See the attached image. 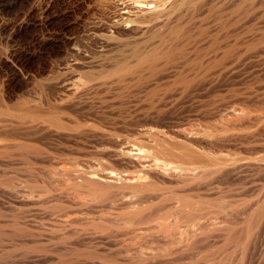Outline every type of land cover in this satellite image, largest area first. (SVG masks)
Returning a JSON list of instances; mask_svg holds the SVG:
<instances>
[{"label": "rangeland", "instance_id": "374dc122", "mask_svg": "<svg viewBox=\"0 0 264 264\" xmlns=\"http://www.w3.org/2000/svg\"><path fill=\"white\" fill-rule=\"evenodd\" d=\"M115 9L117 10V0H0V84L2 86L4 85L3 89L5 88L4 99L7 105H5L7 108L5 109L9 115H7V117L15 119L18 115L23 116V114H25L24 116H28V111H24L26 113L19 112L22 109L26 110L28 107H30L29 111L31 113H34V111L37 113V110H46L44 112H50L47 110L61 112L59 109L64 107V109H62L63 114H69V111L71 112L70 108H72V115L77 114L78 116H75L81 117L78 120V118L74 116L79 123L81 120L82 123L83 121L85 122L88 118L85 123H89L90 125L94 123L98 131H103V133H105L101 136L96 133V137L90 134L81 137L76 135V138H74V136L70 139L67 137L66 139L63 136L54 138L55 140L52 138L49 139L52 140L48 143H51L50 145L46 143L49 140H43L45 142H43L42 147H40L41 145L39 147L45 150L44 154L38 155V157H36L37 155H29L27 158L18 156V160L7 161L5 168L3 167V172L6 174V177H13V179L17 180V185L20 187V190L22 189L21 191L23 194L21 193V195H25V193L28 192L27 190H29L26 194L28 195L31 190V194L34 198L40 196L41 199L35 204H31V202L28 201L15 202V212L18 208L19 211L17 212L22 217L21 219L27 221L28 225L25 229H22L19 234L20 236H15L16 239H14V241H17H15L16 244H12L14 241L11 242L13 240L11 230L9 228H4L2 232L6 234L0 235V240L3 239V242L2 240L0 241V264H264V68L261 69L264 66L262 62H260L262 58L258 59V56H254L251 57L254 59L250 61L249 58L248 61L246 60L247 63L244 61V65H240L236 68L235 72H232L221 82L196 88V93L193 92L194 95L185 96V98H179L180 95L175 94L174 91L178 85H175V87L174 85L171 86L172 82L167 83L161 81L162 84L160 83V85L158 82L159 86L157 83H155L156 86H154V83L151 85L147 83L146 81H148L150 77H148V72L145 70L147 67L145 66H138L143 69L139 68L141 71H135L136 73L140 72L143 74L144 77L138 73V77L144 81L141 79L139 80L140 82L137 81L139 78L134 76L135 73L133 70L135 69L133 68L131 69L132 74H129L131 75L129 77L132 78V81L136 80L138 83L136 81L132 82L130 78H128V75L125 77L126 75L123 73L121 74L124 75L122 80L120 79L121 77H117V79L119 78L118 80L122 82L116 80V76L120 75L119 71H117L118 73L113 72L116 74L115 76L109 73L115 70V61H113L112 64H105V67L103 66L104 68L95 67V69H93V72L96 74L94 76H100L99 79L101 78V81L106 78L105 76H108L107 73L112 77L109 75L110 78H107L110 80L107 78L104 80L111 81L112 83L113 77H115V83L113 80L114 85L112 84L113 86L111 85L110 87L108 84L102 88L101 83L103 82L100 80L98 81L92 76L93 72L91 68L95 65L91 63L92 65H88L87 67L86 65L89 62L87 60L90 58L94 60L93 58L97 56V51L103 39H107V41L111 40L113 44L116 40L126 35L115 30L113 31V34L116 33L115 35L112 33V35H107L108 33H106V31L99 29V37L97 36L95 39L91 37L89 33L94 24L100 21L106 24L111 15L115 13ZM228 14V16H230V13ZM228 16L224 18L225 21L223 20L224 23L226 20L227 22L228 20L230 21L228 22L230 24L227 23L228 26H225L227 24L221 22L215 24V22H217L216 20H214L215 22L211 21L213 25H217V28L220 24H224L225 30L222 26L219 27L220 29L218 28L217 31L216 27L209 23L212 29L208 28L207 33L209 32L212 34L215 32L213 34H215L216 37H221V39L217 37L220 41L222 40V43H218V47L219 45L224 46L226 43H235L238 46L240 44L245 45V47L240 45V48L236 46L237 50L243 48L246 50V45L249 40L253 39L254 36H256L254 37L256 39L258 35H264V32H262L264 31V27H261L263 29L259 28V22L264 19H257L256 21L258 22H256L255 19L243 21V23L240 21L241 23H239V25L238 22H233L236 19H230L231 16L228 19ZM246 23L250 26L253 24V26L247 27L248 25ZM257 23L258 26H256ZM242 25H244V29L241 28L243 27ZM228 27H230V29ZM231 28L235 31L238 30L240 33H238L239 36L235 34V31L231 30ZM240 28L244 32L240 30ZM249 28H251L250 30L252 31H250ZM257 28L261 30L259 31ZM198 30V33H196L195 29L193 35L195 34L198 36L200 35L199 33L203 31L201 29ZM212 30L214 31L212 32ZM223 30L225 32H223ZM245 30L250 31V34H246L248 37H246V35L244 37V34L247 33ZM186 32L187 31L184 33ZM221 32L223 34H221ZM241 32L244 34L241 35ZM189 33L190 32H188V34ZM252 33L253 35L255 34L253 37H251ZM224 34L226 36H224ZM106 35L111 38L105 37ZM227 35H230V37L232 36L235 40L231 37L232 41H230ZM223 36L225 40L227 38V42L223 41ZM112 37L117 38L113 41ZM244 38H249V40L247 39L248 41L246 44L245 42L240 43ZM239 39L241 40L239 41ZM250 42H248V44ZM180 43L185 45H183V47L184 49L186 48L185 50L189 53H185L187 58L183 54L181 56L182 58L179 55L177 59L179 60L180 58L181 61L184 60L182 62V64L185 63L184 67L186 64L194 67L197 60L195 57L196 51L193 50V46V48L190 46L193 45V42L191 41L189 43L188 40L187 42ZM187 45L188 47H186ZM209 46L210 44L206 43L202 45L203 49L202 47L200 49L205 51V49H209ZM217 46L215 47L218 49ZM181 47L182 45L180 44V48ZM74 48H81L82 50H80L82 53L84 52L85 55L88 54L90 58L88 56L83 57L84 54L80 56L81 58L79 55L76 56L77 54L74 53L76 49ZM223 48L224 47H222V49ZM82 57L86 59L88 57V59L85 60ZM75 58L77 60L81 59L82 61H77ZM97 58L98 57H96V60ZM115 58L118 57L115 56ZM91 59L90 61H92ZM128 60L131 62V67L132 65L133 67H135V65L137 67V64H132L137 62L134 61V58ZM185 60H187V62ZM75 61H77L78 64ZM81 62H85V65ZM88 64H90V62ZM110 65L113 69L110 68ZM106 66L109 67L106 68ZM98 68H101V71H99ZM64 69H71L70 71L76 70V72L74 71L75 73L72 71L76 77L83 78L85 75L83 78L85 83H79L81 86L82 84L87 86V83H89L88 81L92 79H95L94 81L98 84L92 82V80L90 81V85L92 83H95L94 85L100 84L98 87L100 88L101 86L102 89H98L96 86L98 91L101 90L98 92V95L97 92H95L96 89H94L93 92L96 93L97 99L98 96H102L99 98L104 99L105 101H103L105 103H102L101 100L99 103V100L95 97V93L90 91L95 88L94 85H89V88L87 86V91V88L84 87L85 85L80 89L81 86L77 84V87L80 86L79 89L81 92L77 91L78 93L75 94L77 97H74V99L79 102L84 101V107L88 105L86 102L98 106L95 107L91 105L95 108L93 110H98L99 112H93L92 107L88 105L87 109L90 112L86 111L87 113H84L87 109L81 107L82 103H79L80 109L78 105L75 104L76 100L73 98L74 101H67L68 103H66V105L63 104L64 102L62 103V101L59 103L60 96L58 95L63 92L67 93V87H60V85H58L62 82L61 80L66 78V76L63 75ZM103 69H106V74L104 75L103 73H105V71H103ZM87 70H91L92 74ZM98 71L100 73H98ZM77 72L80 73V75ZM81 73L83 76H81ZM145 74L148 76L145 77ZM56 75H59L58 78H61V80L58 79V83L57 80L55 81L57 78ZM89 75V79L86 80L85 77ZM102 75L103 77H101ZM62 76L64 77L62 78ZM123 79H125L127 83H125ZM54 82L57 85H55ZM143 82H145V84ZM149 82L153 81L149 79ZM38 83H47V87L46 85H41V88L40 85H36ZM116 83L118 84L116 85ZM51 86L53 87L51 88L53 91L49 88ZM107 86L109 90H106ZM82 89H86L84 91L89 93H84ZM39 92H43L41 95L45 96H41L40 98ZM54 94L56 96H54ZM78 95L82 98H78ZM47 97L49 98L46 99ZM53 97L54 99H52ZM87 98L90 99L92 103H90ZM46 101L52 102H48V104ZM53 101L57 103L54 104ZM95 102H98V105ZM52 104L56 106V110L55 106ZM67 104L70 106L68 105L69 107H67L68 109H66V111L65 106H67ZM75 105H77V108ZM38 106H44L46 109H43V107L37 109ZM72 106H75V109H73ZM83 108L84 112L82 111ZM89 108H91V110ZM96 108L98 109L96 110ZM232 108L243 110L248 116L251 114L254 122H245L240 126L229 125L230 122L228 120L230 119V121H232L234 117L226 114V110L228 111ZM32 110L34 111L32 112ZM75 110L77 113H75ZM80 110L84 114L89 113L91 119H89L88 115H83L85 117L81 116L82 113L81 115L79 114L81 112ZM36 113L34 114L36 115ZM95 114L98 118H95L97 117ZM256 115H259L260 119L263 121L259 118L256 119ZM93 116L94 119L97 120H93ZM226 116H228V120L225 118ZM259 122H261V124H259ZM85 125H83V127ZM250 130L255 133L248 137L246 133L247 131L250 133ZM179 131H185L194 136L188 141L190 143L189 147H193V145L197 143L193 148L202 155V159H183L180 156H172L171 154L164 155L163 153V155L160 153L156 155L151 145H154V147L156 145L157 147V144L161 142L163 148H167L172 144L174 145V143H172L173 140L181 141L183 139ZM225 132L229 134L238 132L237 134L240 133L241 136L234 137L233 139L229 138V142L226 140L224 141L225 143L221 142L222 144H219L218 141L217 143L213 141L215 140L213 137H211L212 140L209 141L210 135L215 134L217 137L218 133V135H221L223 133L226 134ZM242 133H244V135ZM206 135H208L207 138L209 139L205 137ZM215 135L212 136L215 137ZM19 138L17 140L19 143L22 142L26 145L29 143L31 145L35 144L34 141L33 144V142L27 141V139ZM157 139L160 142H158ZM206 140L209 141L208 143L212 144L209 145ZM116 141L120 144L119 147L114 145ZM184 142H186V140ZM37 143V145L41 144V142ZM123 146L141 147L147 149L148 152L150 151L152 155L154 153L155 155L153 156L160 158L161 161L169 160L181 166L201 167V169L210 168L213 166V163H217L221 160L218 156H223L229 160H227V163L230 162L229 165L227 164L229 167L234 164V169L230 167L232 170L226 171L225 175L224 172H220V175L217 173L218 175L214 174L215 176L212 175L209 178H205L206 181L202 179V183H198L194 189L190 187L189 191L186 190L184 193L185 198L190 201V203H193V209H186L182 212L176 211L165 206L166 204H161L159 200L150 197L151 202L147 200V202L143 203L147 204L145 206H148L147 210L145 209V221L144 219H140L141 222L139 221V223H137L139 219H137L136 222H134L135 219H133L134 221L131 222V218L126 221L125 219L129 216L127 212L130 208L124 206V204H120L121 200L114 202V200H105L104 198L95 199L96 197L91 195L90 197L87 195L88 198L85 195L86 193L81 197L80 193L76 191V187L73 186V180L67 177L68 171L75 170L74 173H78L85 168L89 169L92 163L99 162L105 165V168L109 171L112 169L122 174L134 173L137 171V168L130 163V160H127L129 158L110 154L111 150L115 149V147L122 148ZM176 150L178 151L179 149L176 148ZM214 158L218 159L216 162L212 161L211 163L210 159L213 160ZM257 158H260V162ZM232 159L236 161L234 160L232 163ZM243 159L249 162L251 161V165L247 161L248 164L244 162V166L242 162ZM237 160L238 163H240L239 167L242 165L244 167L239 168L237 166L238 164H235ZM255 160L256 164L254 162ZM87 166L89 167L87 168ZM63 173H66V177H64L65 175ZM198 181H201V179ZM160 185L161 189L165 192L180 193L177 189L178 187L174 186V184L168 185V183H161ZM42 187L45 188V190H43ZM206 187H212L213 190L210 188L207 189ZM204 189L209 191L208 194H206L207 190ZM4 197L5 196H1L0 209L5 210L4 214L6 213V215L11 214L10 212H12V210L7 207L8 203H10V199L9 197H5V201L3 200ZM74 200H76L77 203H74ZM81 201L84 203L86 201V205L82 206L81 203L83 204V202ZM2 202H4V204ZM78 202H80V205ZM5 205L6 208H4ZM148 211L151 212V214L153 213V216ZM12 213H14V210ZM111 216H113L112 219ZM68 218L69 223L66 224V222H63V220ZM161 224H164V226ZM159 225L164 228L159 227ZM201 225L205 227L202 229ZM5 229L8 230L6 231ZM194 230L196 232L195 235ZM171 234H173V236H171ZM187 238L188 240H186Z\"/></svg>", "mask_w": 264, "mask_h": 264}, {"label": "bare ground", "instance_id": "6f19581e", "mask_svg": "<svg viewBox=\"0 0 264 264\" xmlns=\"http://www.w3.org/2000/svg\"><path fill=\"white\" fill-rule=\"evenodd\" d=\"M228 13H230L231 17L228 16L229 15ZM226 16H228L227 17L228 19H229V17H230V19L231 18H233L234 20L236 19L233 22H235V23L238 22V24L241 22L243 23V21H250L252 19H255V21L257 19H264V0H117V10L115 11V13H113V15H111V17L109 16L110 17L108 20L109 22L107 21L106 24H104L100 21V22L94 24L93 27L90 29L91 32L89 33V35L96 39L97 36L99 37L98 31L100 29V30L106 31V33H108L107 35H112L113 31L115 30V31H118L122 34L124 33V35H126V36L123 38L118 37L119 39L116 40L113 44H112L111 40L107 41V39H103L102 43H100L101 45L99 46V50L97 51V56H96V57H98L97 60H96V57L93 58L94 55L92 57L94 60H92L88 54L85 55L84 52L82 53L81 48H79V49L74 48V49H76V51H74V53L77 54V55L75 54L76 56L79 55V57L82 56V54H84L83 57L88 56L92 60V61H90V59L87 60L88 57H87V59L82 57L83 59L90 62V64H88L89 62L87 63V61H86L87 67H88V65L89 66L92 64L95 65L94 67L91 66L92 72H93V69H95V67H101L102 68L103 66L105 67V64L106 65L110 64V63L112 64V62L115 61V65H114L115 70H112L109 73H112V76H113V74H114L113 72L118 73L117 71H119L120 75L117 74L118 76H116V78L113 77V80H114V78L116 80H118L119 78L117 79V77H121L120 79L122 80V78H124L123 77L124 75H126L125 77H127V75H128V78H130L129 76H131V75H129V74H132V70H131L132 68L135 69V70H133V72L135 73V74L133 73L134 76L138 77L139 74H141L143 76L142 73L138 72L139 73L138 74L135 71L143 69L140 67L145 66V67H147V69H145V70H147L148 75H149L148 76L145 74V77L146 76L150 77V78H148V81H146L147 83H150V85L152 83H154V84L157 83V85H158V82H159V85H160L161 81H164L167 83L172 82L171 86L174 85V87H175V85H178V87L176 86V88H175V91H174L175 94L176 95L179 94L180 95V96L178 95L179 98L180 97L185 98V96L194 95L193 92L196 93V90H195L196 88H199V87L201 88L202 86H209V85H213V84H217V83L221 82L224 78L228 77V75H230L232 72H235L236 68H238L240 65H242V64L244 65L245 63H247L246 60L248 61L249 58H250L249 61L251 59H254L251 57H254V56L257 57L258 56V59L262 58V61H260V62H262L263 66H264V35L263 34L260 33L261 36L258 35V37L256 39L254 38V37H256V36H254L255 34L253 35V33H252V35H251V37L254 36L253 39H251V37L249 35L250 39L253 41L249 40V38H247L249 41L246 38H244L246 40L243 39V41L241 39H239V41L241 40L240 43L245 42V44H246L247 41L248 42L251 41V42L249 44L247 42V45H246L247 49L246 50H244L245 48H243V47H245V45H243V44H240L243 46L242 47L243 49L237 50V48L240 45L238 46L235 43H234L235 45L233 43L232 44L226 43L224 45V43H225L224 42L223 43L224 46L221 45L222 47H224L223 49L220 45L218 47L217 46L218 43H222L221 42L222 40L220 41L221 37L217 36L220 39L217 38L216 35L213 34V33H215V32H213L214 30H212V32H213L212 34H210L209 32L207 33L208 28H210L209 23L213 25V22L211 23V21L216 20L217 22L214 21L215 24L218 22L224 23L223 20L225 21L224 18ZM228 22H230V21L228 20ZM228 22L226 20V22L224 24H227ZM256 22H258V21H256ZM259 23H260L259 28H261L262 26L264 27V20L260 21ZM224 24H222V25L220 24L219 27H222ZM228 24H230V23H228ZM228 24L225 26H228ZM246 24L248 25L247 27L253 26V24H251V26L248 23H246ZM237 25H236V27H237ZM204 26H206V27H204ZM213 26L216 27L217 25H213ZM242 26L243 27H241V28L244 29V25H242ZM256 26H258V23ZM215 27H214V29H215ZM218 28L216 27L217 31H218ZM224 28L225 27L223 26V29ZM228 28L230 29V27H228ZM233 28L235 29L234 26H233ZM233 28H231V30H233ZM241 28H240V30H242ZM195 29H196V33H198V31H200L198 29H201L204 32L201 31V33H199L200 35H198V36L195 34L193 35ZM210 29H212V28H210ZM237 29H238V27H237ZM250 29L251 28H249V30ZM261 29H263V28H261ZM224 30H223V32H225ZM238 30H236V31H238ZM185 31H187V32L184 33ZM221 31H222V29H221ZM233 31H235V30H233ZM236 31H235V34H237L239 36V34H240L239 31L238 32H236ZM250 31H252V30H250ZM250 31H246L247 33H245V34L241 32V35L244 34V37H245V35L248 34ZM188 32H190V33L188 34ZM202 32H203L204 36H203ZM262 32H264V31H262ZM205 33H207V34H205ZM115 34H113V35H115ZM186 34H187V36H186ZM221 34H223V33L221 32ZM225 34H224V36H226ZM257 34H258V32H257ZM107 35L105 37H107ZM117 35H118V33H117ZM241 35H240V38H241ZM109 37L110 36H108L107 38H109ZM228 37L230 38L229 40L232 41L231 40L232 36L230 37V35H229ZM246 37H248V35H246ZM115 38H117V37H115ZM115 38H113V41ZM222 39H223V41L227 42V38H226V40H225V37ZM188 40H189V43L191 41L193 42V45H190V44L189 45L191 46V48L194 47L193 50L196 51L195 52L196 54L194 52H192L196 55L195 57L197 60V63H196V65H194V67L190 66L189 64H186V66L184 67L185 63L182 64V62L184 60L182 59L183 61H181L180 58H179V60L177 59V57L179 55L181 57L183 54L185 56L187 53H189L188 51L185 50L186 48L184 49V47H183L184 44L180 43V42H185V41L187 42ZM233 40H235V38H233ZM110 41H111V43H110ZM236 41H237V39H236ZM239 41H238V43H239ZM202 43L203 44H206V43L210 44L209 49H207V50L205 49V51L202 50L203 49ZM180 44L182 45L181 48H180ZM248 45H249V48H248ZM215 46H217L218 49ZM236 46H237V48H236ZM186 47H188V45ZM201 47H202V49H200ZM130 51H132V52H130ZM107 52H110V53H107ZM188 55H190V54H188ZM115 56L118 58H115ZM133 58L135 59L134 60L135 62L137 61L136 63H132V64H137V67L135 65L137 70L135 67H133V65L131 67V62H130V60H128V59H133ZM75 60H77V59L75 58ZM77 61H82V60L80 59ZM77 61H75V62L77 63ZM128 61H129V63H128ZM131 61H133V60H131ZM185 61L187 62V60H185ZM244 61H245V63H244ZM189 62H191V61H189ZM81 63H83L85 65V62H81ZM138 66H140V67H138ZM259 66H261V65H259ZM107 67H109V66H106V68ZM110 68H111V65H110ZM263 68L264 67H262L261 69H263ZM71 69H66V70L64 69L65 71L63 72V75L66 76V78L64 80H61L60 77L58 78V76L61 73L58 76L56 75L57 76L56 79L54 78L55 81L57 80V83H58V79H60L62 81L61 83L58 84V85H60V87H67L66 88L67 93H65V92L60 93V95H58V96H60L59 97L60 100L57 98L59 100V103H60V101H62V103L64 102L63 104H65V105H66V103H68L67 101L72 100V102H73L74 100H76V99H74V97H77V95H75V94L78 93L77 91L81 92L80 89L85 85V84H82V86H81V84H79V83H85V81L83 80L85 75L83 76V74L81 73L82 74L81 76H83V78L78 77V76L76 77L72 73V71L76 72V70L70 71ZM100 69L98 68L99 71H101ZM111 69H113V67ZM111 69H109V70H111ZM91 70H87V71H90V73H91ZM105 70L103 69V71H105ZM99 71H98V73H100ZM103 71H102V73H103ZM85 72H83V73L86 74L87 72L86 73ZM147 72H144V73H147ZM263 72H264V70H263ZM109 73H107L108 76H105L106 78L107 77L110 78L111 75ZM122 73L124 75H121ZM78 74L80 75V73H78ZM104 74H106V71H105V73H103V75ZM94 75H96L95 72H93L92 76H94ZM103 75L101 77H103ZM115 75L116 74H114V76ZM63 77L64 76H62V78ZM89 77H90V75L88 77H85L86 80L89 79ZM97 77H95V78L99 81L101 78L99 79L100 76L98 78ZM106 78H104V79H106ZM104 79L102 81L100 80L101 82H103V83H101L102 88H103V86H106L108 84L111 87V85L113 84V80L111 79L112 80V83H111V81H108L110 79H108V80H104ZM125 79H123V80L125 81ZM131 79L132 78H130V80ZM140 79L141 78H139L137 81H139ZM149 79H150V81H153V82H149ZM92 80H90V81H92ZM94 80L92 82H95ZM121 80H118V81L122 82ZM141 80L144 81L143 79H141ZM146 80H147V78H146ZM52 81H54V80H52ZM90 81H88L89 83L86 82L88 84L87 85L88 88H89V85L91 83ZM134 81H136V80H134ZM134 81H132V82H134ZM108 82H110V83H108ZM114 83H115V80H114ZM125 83H127V82L125 81ZM143 83L145 84V82H143ZM46 84H43V83L39 84L38 83L36 85H40V87L42 88L41 85H46ZM77 84H79L81 87L80 86L77 87ZM94 84L92 83L91 85H94ZM96 84H98V83H96ZM117 84L118 83H116V85ZM55 85H57V84L55 83ZM99 85H94L95 88H93V90H90V91L93 92L94 89H96V86L98 89H102L101 86H100V88L98 87ZM150 85H149V87H150ZM3 86L0 84V199H1V196H5L7 198L9 197V199L11 201L9 200L10 203L7 202L8 205L7 204L6 205L10 210H12V212L14 210V213L10 212L11 214H7L8 215L7 216L6 213L4 214L5 210L0 209V235L2 236V234H3L2 231L4 230V228H9L11 230V233H12L11 236L13 239V240L11 239L12 240L11 242H13L14 239H16L15 236H18L21 233L22 229H25L26 226L28 225L27 221H25V220L23 221V219H21L22 217L17 212V211H19L18 208H17V211L15 212V210H16L15 202H19V201H26L27 202L28 201V202H31V204L32 203L35 204L36 202L40 201L41 198H40V196L38 198H36V197L34 198V196L31 194V192H32L31 190H30V193L28 195H26V194L29 192V190H27L28 192H26V193L24 191L25 195H21L22 189L20 190V187L17 185V182H16L17 180L13 179V177L12 178L6 177V174L3 172V167L5 168L7 161L8 160H12V161L16 160L18 156L27 158V156H29V155L30 156L31 155H37L36 157H38V155L44 154L45 150L44 149L42 150L40 147H42L43 142L48 141L49 139H52V138L54 139V138L63 136L65 138L67 137L68 139H70L71 137H74V136H75L74 138H76V135H79L81 137V136L90 135V134H92V136L96 137L97 134H100V136H101V135H104L105 133H103V131H98L97 130L98 128H97V126H94V123H91V125L89 123H85L86 120L88 119L87 117H86L87 119L84 118V119H86L85 122L83 121V123H85L87 126L81 122L82 120L80 121V123H82V124H80L78 120L81 117L80 118L77 117L78 116L77 114H75L77 116H75L74 114L72 115V113H71V112H73L72 108H70L71 112L69 111V114L68 113L63 114V112H62L63 111L62 109H64L63 106H62L63 108L61 107L62 109L58 108L61 112H59V111L56 112L54 110H47L50 112H44L46 110L42 111V110H37V109H39L40 107H43V109L44 108L46 109V107L38 106L37 109L34 108L38 111L37 113L34 110H32V112L34 111V113H36V115L29 111L30 107L27 108L28 110L27 109L23 110L21 108L23 111L20 109L21 111H19V112L26 113L24 111H28L27 112L28 116L27 115L24 116L25 114H23V116L18 115L17 118H15V119L11 118L10 119V117L9 118L7 117L8 112L6 110L7 108L5 107L6 104H5V99H4V89L5 88L3 89ZM87 86L85 85L84 87L87 88ZM154 86H156V84ZM37 87H39V86H37ZM37 87H36V90H37ZM40 87H39V89H41ZM46 87H47V85H46ZM79 87H80V89H79ZM45 88H43V89H45ZM49 88L51 89L53 87L51 86ZM88 88H87V91H88ZM50 89H48V90H50ZM84 90H86V89H84ZM106 90H109L108 86H107ZM51 91H53V89H51ZM87 91H84V93H87ZM100 91H98L96 89L95 92H97V95H98V92H100ZM170 91H171V89H170ZM95 92H93V93H95ZM41 93L43 94V92H41ZM41 93H40V98H41V96H45V95H41ZM35 95H36V93H35ZM49 95H51V94H49ZM80 95H78V98L80 97ZM51 96H53V95H51ZM54 96H56V95L54 94ZM95 97L97 99L96 93H95ZM99 97H102V96H98V99H97V100H99L98 102L100 103V100H101L102 103H105L104 102L105 100L100 99ZM48 98L49 97H47L46 99H48ZM80 98H82V97H80ZM52 99H54V97ZM55 100H56V98H55ZM43 101H44V99H43ZM76 101H78V100H76ZM76 101H75V104L78 105L79 103L80 104L82 103L81 107H84V105H83L84 101L83 102H81V101L76 102ZM88 101L90 103H92L90 99H88ZM92 101H93V99H92ZM50 102H52V101H50ZM98 102H95V103L97 104ZM55 103H57V102L55 101L54 104ZM72 104H74V103H72ZM86 104H88L89 107L91 105H94V104H89L87 102H86ZM68 105L69 104H67V106H65L66 107L65 110L68 109L67 107L70 106V105L69 106ZM77 105H75L76 108H77ZM79 105H78V107H79ZM53 106H55V105H53ZM75 106H72L73 109H75ZM87 106H85L84 108L87 109ZM95 107H98V106H95ZM51 108H49V109H51ZM79 108H78V110H79ZM84 108L82 109L83 112H84ZM89 109L91 110V108H89ZM93 109H95V108L92 107V111L94 112L95 110H93ZM97 109L98 108H96V110ZM55 110H56V106H55ZM82 111L79 113L80 115L82 113L81 116L88 115V117H89V113L84 114V113L90 112L88 109L85 110L84 113ZM92 111H91V113H92ZM97 111H95V113ZM29 112H30V114H29ZM226 112H227L226 114H228L229 116L231 115V117H234V119L232 118L233 119L232 121H230V119L228 120V116L225 117L230 122L229 125L231 124L234 126H240V125H243L245 122L246 123L247 122H249V123L254 122L252 119L253 116L251 117V114H249V116H248V114H245V112H243V110L241 111L239 109L232 108L228 111L226 110ZM70 113H71V115H70ZM75 113H77L76 110H75ZM31 114L35 115V116H32ZM29 115H31V116H29ZM74 116L77 117L78 120L75 119ZM90 116H91V114H90ZM14 117H16V116H14ZM83 117H85V116H83ZM83 117H82V119H83ZM255 117H256V119H258V118L260 119L259 115L258 116L256 115ZM95 118H98V116ZM89 119H91V118L89 117ZM93 120H97V119H94V116H93ZM260 120H262V119H260ZM228 121H227V124H228ZM259 124H261V122H259ZM83 125H85V126L83 127ZM95 125H96V121H95ZM263 125H262V127H263ZM260 129H261V127H260ZM256 130H258V129H256ZM222 131H224V130H222ZM251 131L252 130H250V133H248L249 131H247L248 134L245 132L246 136L249 137L255 133V132H253V131L251 132ZM179 133L183 136V137L181 136L183 139L181 141L176 140V139H175L176 141L171 140L172 143H174V145H173L170 142L173 145V147H172V145H170L167 148H163L161 145L162 142L159 143L160 145L156 143L157 147H156V145H155V147H154V145H151L152 149L155 150L156 155H158L160 153L161 155H163V154L164 155L165 154L170 155L171 154L172 156H180L183 159H190V160H192L193 158H196L197 160L202 159L203 158L202 155L197 150H195L193 148L194 145L197 143H195L193 145V147H189L190 143L188 141L190 139H192V137H194V136H192L190 133L185 132V131H179ZM237 133L238 132L230 133V134L229 133H226V134L223 133L221 135L217 134V137L215 134H212V135H215V137L210 135L209 136L210 139L207 138L208 135H206L205 137L207 139H209V141H211L212 140L211 137H213V138H215V140H213V141H215L216 143L218 141L220 144L221 142L223 143L226 140H227V142H229V138L233 139L234 137L241 136L240 133L239 134H237ZM195 134L198 135L197 133H195ZM242 134L244 135V133H242ZM79 136H77V137H79ZM19 137H21L22 139H25V140L27 139V141L28 140L31 142L34 141L35 144H34V142H33L34 145H31L29 143L31 146H33V147H31L29 144L26 145L25 143H22V142L19 143L17 141ZM111 139H113V138H111ZM43 140H45V141H43ZM159 140H160V138H159ZM183 140L184 141L186 140V142H188L189 144L184 142ZM193 140H195V139H193ZM50 141H52V140H49L48 142H46L47 145L51 144V143L48 144ZM157 141H158V139H157ZM209 141H207V143ZM37 142H41V144L37 145L38 144ZM158 142H160V141H158ZM203 142H205V141H203ZM199 143H198V145H199ZM208 144L211 145L212 143L211 144L208 143ZM114 145L115 146L117 145L116 147H119L120 144H118V142L116 141V143ZM191 146H192V144H191ZM116 147H115V149L111 150L110 154L114 155V156H118V157L122 156L125 158H129L127 160H130V163L135 168H137V171H135L134 173H123V174L116 172L112 169H111V171H109L108 169L105 168V165H103L102 163H100L98 161L99 163H92V164L90 163L91 165H90L89 169H86V168L83 169L82 168L83 170H80L78 173L77 172L74 173L75 170L74 171H68V172L66 171V172H67V177L68 178L70 177L73 180V182H72V180H71V182L73 183V186L76 187V189H77L76 191H78L80 193L81 197L83 196L84 193H86L85 194L86 196L87 195H89V197H90V195L95 196L96 197L95 199L104 198L105 200L106 199L112 200V201L114 200V202L121 200L120 204H124V206L130 208L129 211L127 212L129 216L125 220L127 221V220H130V218H131V222L134 221L133 219H135L134 222H136L137 219H139L137 221V223H139V221L141 222L140 219H144V221H145V211L147 210L148 206H145L147 204H143V203L147 202V200H150V197L152 199L159 200L161 202V204H164V205L166 204L165 206L169 207L170 209H174L176 211L182 212L186 209H188V210L193 209V207H192L193 203H190V201H188L185 198L184 193L186 190L189 191L190 187L194 189L198 183H200V184L202 183V179L204 181H206L205 178H207V177L209 178L210 176H212L214 174L220 175V172H224V175H225L226 171L232 170V169H230V167L234 169V164H233V166L229 167L228 165L230 162L227 163L229 160L223 156L222 157L218 156L221 159L220 160L221 162L219 161L217 163H213V166H211L210 168L201 169V167L198 168V167L181 166L178 164H174V162H170L169 160L168 161L170 163L168 161H163V160L161 161L160 158L153 156V155H155L154 153L152 155L150 153V151L148 152L147 149H144L141 147H130V146H123L122 148L121 147L116 148ZM199 147H203V146H199ZM212 147H213V145H212ZM176 148L179 150L177 151ZM106 152H108V151H106ZM222 158H223V160H222ZM196 159H194V160H196ZM217 159L216 158H214L213 160L210 159L211 163H212V161L216 162ZM235 159H232V163L234 162ZM237 159H239V158H237ZM257 159H258V161L260 160V158H257ZM256 160L254 161L255 164H256ZM247 161L248 160L243 159L242 162L246 163ZM248 162L246 164H248ZM232 163H231V165H232ZM245 163H244V166H245ZM235 164H238L237 166L239 167L240 163H238V160H237V162H235ZM250 165H251V163H250ZM252 165H253V163H252ZM244 166L242 165L241 167H244ZM247 166H249V165H247ZM259 166H261V165H259ZM88 167L89 166H87V168ZM235 167H236V165H235ZM241 167H239V168H241ZM234 171H236V170H234ZM231 172H233V171H231ZM233 173H230V174H233ZM4 177H6V178H4ZM64 177H66V175ZM211 178H214V177H211ZM200 179H201V181H198ZM161 183H163V184L168 183V185L174 184V186L178 187L177 189L179 190L180 193H174V192L172 193V192L163 191L160 187ZM209 188L210 187H208L207 189H209ZM207 189H204V190H207ZM210 189H212V187ZM43 190H45V188H43ZM176 192H177V190H176ZM208 192L209 191L207 190L206 194H208ZM45 193H47V192H45ZM60 193H61V191H60ZM203 193H204V191H203ZM44 195H46V194H44ZM66 196H67V194H66ZM5 197H4V199L3 198L2 199L5 200ZM176 198H177V200H176ZM44 199H45V197H44ZM70 199H71V197H70ZM73 202L75 203L76 200H74ZM81 202H83V201H81ZM150 202H151V200H150ZM2 203L4 204V202H2ZM78 203L80 205V202H78ZM86 203L87 202L85 201V203L83 202L84 205L82 203H81V205L85 206ZM18 204H20V203H18ZM113 204H115V203H113ZM6 205L4 206V208H6ZM149 213L151 214V212H149ZM112 217L113 216H111V219H112ZM103 218H104V216H103ZM148 218H150V217H148ZM68 221H69V218L63 220V222H66V224L69 223ZM107 221H109V220H107ZM257 224H259V223H257ZM161 225L164 226V224H161ZM162 226L159 225V227H162ZM201 226H202V229H203V227H205L204 225H201ZM162 228H164V227H162ZM250 228H252V227H250ZM187 231H189V230H187ZM190 231H191V229H190ZM194 232H195V230H194ZM5 234H3V235H5ZM187 234H188V232H187ZM195 234H196V232L194 233V235ZM171 236H173V234H171ZM193 236H191V237H193ZM191 237H189V238H191ZM195 239H197V238H195ZM1 240L3 242V239H1ZM186 240H188V238ZM15 241L12 244H14ZM14 250H16V249H14Z\"/></svg>", "mask_w": 264, "mask_h": 264}]
</instances>
